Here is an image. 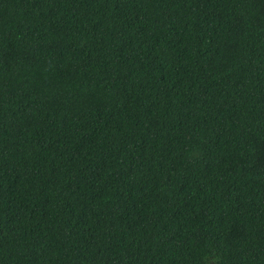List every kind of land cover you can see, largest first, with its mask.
Listing matches in <instances>:
<instances>
[{
  "label": "trees",
  "instance_id": "trees-1",
  "mask_svg": "<svg viewBox=\"0 0 264 264\" xmlns=\"http://www.w3.org/2000/svg\"><path fill=\"white\" fill-rule=\"evenodd\" d=\"M0 264H264V0H0Z\"/></svg>",
  "mask_w": 264,
  "mask_h": 264
}]
</instances>
